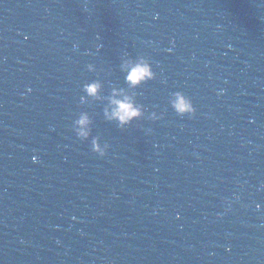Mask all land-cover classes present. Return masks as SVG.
Here are the masks:
<instances>
[{
  "label": "water",
  "instance_id": "water-1",
  "mask_svg": "<svg viewBox=\"0 0 264 264\" xmlns=\"http://www.w3.org/2000/svg\"><path fill=\"white\" fill-rule=\"evenodd\" d=\"M113 88L145 116L108 122ZM262 185L264 0H0V264H264Z\"/></svg>",
  "mask_w": 264,
  "mask_h": 264
},
{
  "label": "clouds",
  "instance_id": "clouds-1",
  "mask_svg": "<svg viewBox=\"0 0 264 264\" xmlns=\"http://www.w3.org/2000/svg\"><path fill=\"white\" fill-rule=\"evenodd\" d=\"M121 73L124 74V83L128 89H136L150 80L156 78V73L153 70L152 63L143 56L130 57L127 53L121 59L119 65ZM87 69L93 70L92 65L88 64ZM102 84L97 80L86 82L83 84L82 91L85 95L80 97V102L87 103L90 100H99L101 96ZM171 108L178 116H194L195 107L192 100L183 92H173L168 101ZM145 116V107L139 104L133 95H130L125 88H113L110 95L107 97V105L104 108V117L108 122L115 123L120 129H124L131 125L134 121L140 120ZM162 115H158L156 111H152L148 115L150 120H159ZM92 120L87 112H80L76 119L72 122V129L75 136L81 140L86 141L91 137ZM148 131H151L150 129ZM109 145L101 146L98 138H91V150L100 157L107 154ZM36 157H33L35 161ZM264 187V185H262ZM260 204L256 205L259 210Z\"/></svg>",
  "mask_w": 264,
  "mask_h": 264
}]
</instances>
